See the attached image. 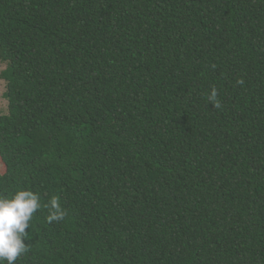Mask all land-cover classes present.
<instances>
[{
	"label": "trees",
	"instance_id": "1",
	"mask_svg": "<svg viewBox=\"0 0 264 264\" xmlns=\"http://www.w3.org/2000/svg\"><path fill=\"white\" fill-rule=\"evenodd\" d=\"M0 63L16 264H264V0H0Z\"/></svg>",
	"mask_w": 264,
	"mask_h": 264
},
{
	"label": "clouds",
	"instance_id": "2",
	"mask_svg": "<svg viewBox=\"0 0 264 264\" xmlns=\"http://www.w3.org/2000/svg\"><path fill=\"white\" fill-rule=\"evenodd\" d=\"M208 100L214 108L221 107L216 88L211 90ZM42 207L49 210L48 223L59 222L67 215L58 196H52L47 205H42L40 194L30 189L21 188L10 197L0 194V264H16L20 256L30 252L25 243L29 235L26 229L31 227L34 214Z\"/></svg>",
	"mask_w": 264,
	"mask_h": 264
},
{
	"label": "rangeland",
	"instance_id": "3",
	"mask_svg": "<svg viewBox=\"0 0 264 264\" xmlns=\"http://www.w3.org/2000/svg\"><path fill=\"white\" fill-rule=\"evenodd\" d=\"M4 68H5V64L0 63V114L6 113L8 111V101L4 96V92L6 91V80L1 77V71ZM4 166H3V161L0 157V170L2 172H4L3 171Z\"/></svg>",
	"mask_w": 264,
	"mask_h": 264
}]
</instances>
